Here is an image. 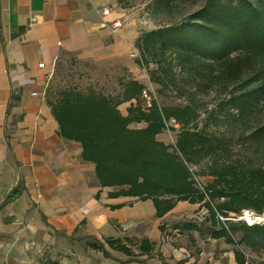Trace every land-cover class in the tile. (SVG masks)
<instances>
[{
	"label": "trees",
	"instance_id": "trees-1",
	"mask_svg": "<svg viewBox=\"0 0 264 264\" xmlns=\"http://www.w3.org/2000/svg\"><path fill=\"white\" fill-rule=\"evenodd\" d=\"M134 47L137 64L152 65L149 81L183 103L153 100L144 108L145 86L133 78L123 81L119 97L62 90L46 101L58 134L79 143L101 188H116L109 197L150 200L156 218L177 202L203 206L209 237L233 245L235 264H246L241 248L264 253V224L231 219L243 211L264 214V0H205L187 19L141 33ZM126 102L123 115L119 107ZM169 118L179 123L173 145L157 139ZM192 173L205 176L203 191ZM180 225L198 230L191 223L171 228ZM165 228L158 226L161 235ZM90 239L84 249L105 258L107 246L127 262H144L140 256L164 261L148 238Z\"/></svg>",
	"mask_w": 264,
	"mask_h": 264
},
{
	"label": "crops",
	"instance_id": "crops-1",
	"mask_svg": "<svg viewBox=\"0 0 264 264\" xmlns=\"http://www.w3.org/2000/svg\"><path fill=\"white\" fill-rule=\"evenodd\" d=\"M106 2L0 0V237L15 232L51 245L61 253L60 264L135 263L107 246L109 258L83 244L90 237H129L148 238L156 247L159 225L180 206H198L177 202L156 218L150 200L109 197L116 188H101L94 165L81 159L79 143L58 134L45 88L60 55L115 58L127 48L105 25L118 18L111 9L102 15ZM129 104L120 105L123 115ZM116 205L121 207L111 208Z\"/></svg>",
	"mask_w": 264,
	"mask_h": 264
},
{
	"label": "rangeland",
	"instance_id": "rangeland-1",
	"mask_svg": "<svg viewBox=\"0 0 264 264\" xmlns=\"http://www.w3.org/2000/svg\"><path fill=\"white\" fill-rule=\"evenodd\" d=\"M204 1L107 0L105 7L109 6L114 15L122 20V27L116 34L128 42L126 50L115 58H106L102 54L95 59H79L73 55L61 54L47 79L46 101H54L60 91L67 89L84 92L93 90L107 96L119 97L123 81L137 78L144 84L147 94L154 97L160 106L182 104L180 99L173 97L168 92H159L158 86L149 81L151 64L140 66L129 56V53L141 33L187 19L188 15L198 9ZM130 65H133L136 70H130ZM206 99L211 105L212 93ZM261 111H264V108ZM201 117L203 116L201 115ZM253 123L255 121H250L249 126H252ZM212 131L215 130L212 128ZM158 136L160 141L173 145L176 131L167 132L164 130ZM196 169L201 171L203 164ZM201 178L205 181V176ZM184 207L180 206L176 214L168 217L163 224L167 228L163 235H160L155 251H159L163 255L164 261L161 262L154 257L148 258L144 262L131 264H235L234 246L225 243L223 239L214 240L209 237L207 228L209 224L205 219L207 217L205 208L203 206ZM240 216H235L231 220H242ZM259 217V220L253 223L264 224V214ZM177 223L195 224L198 225V230L186 229L183 225H180L178 229H172L171 225ZM15 235L16 233L13 232L0 237V264H40L45 259H56L61 255L51 245L38 244L31 240L26 241L25 237ZM132 239L137 240L138 238ZM87 241L93 242L91 239ZM131 249L137 252L136 246L132 245ZM241 251L246 264H264L263 252H250L244 248H241Z\"/></svg>",
	"mask_w": 264,
	"mask_h": 264
},
{
	"label": "built area",
	"instance_id": "built-area-1",
	"mask_svg": "<svg viewBox=\"0 0 264 264\" xmlns=\"http://www.w3.org/2000/svg\"><path fill=\"white\" fill-rule=\"evenodd\" d=\"M101 13L103 16L109 15L110 14V8H103L101 10ZM31 21H35V18H32ZM105 25L109 27V29L112 33H117L122 27V20L120 18H115L110 22H106ZM129 56L131 58H133L135 61L139 60V54H138V51L135 47L131 48ZM38 66L41 68V67H43V64L39 63ZM46 78L48 79L49 75H47ZM32 94L34 95L35 93H32ZM141 97L143 100L142 106L144 108H149L151 106L152 101L155 100L154 97L147 94V92L145 90L142 91ZM164 126H165L164 130L167 132H169L170 130L176 131L179 128V123L174 118H169L167 120H164ZM192 178L194 180L195 186L199 190L203 191V179L194 173H192ZM240 218L242 220L246 221L248 224H252L256 220H259L260 217L256 216L251 211H243ZM248 218H251L252 222L248 221ZM220 219H222V218L220 217Z\"/></svg>",
	"mask_w": 264,
	"mask_h": 264
},
{
	"label": "bare ground",
	"instance_id": "bare-ground-1",
	"mask_svg": "<svg viewBox=\"0 0 264 264\" xmlns=\"http://www.w3.org/2000/svg\"><path fill=\"white\" fill-rule=\"evenodd\" d=\"M248 221L252 222L251 218H248Z\"/></svg>",
	"mask_w": 264,
	"mask_h": 264
}]
</instances>
